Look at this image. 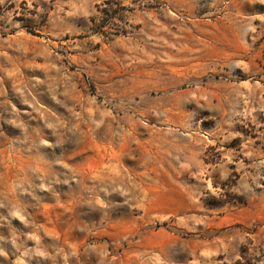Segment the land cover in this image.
I'll use <instances>...</instances> for the list:
<instances>
[{
  "label": "rangeland",
  "instance_id": "obj_1",
  "mask_svg": "<svg viewBox=\"0 0 264 264\" xmlns=\"http://www.w3.org/2000/svg\"><path fill=\"white\" fill-rule=\"evenodd\" d=\"M0 264H264V0H0Z\"/></svg>",
  "mask_w": 264,
  "mask_h": 264
}]
</instances>
